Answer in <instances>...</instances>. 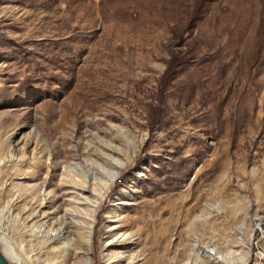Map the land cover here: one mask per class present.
Masks as SVG:
<instances>
[{
    "label": "rangeland",
    "instance_id": "374dc122",
    "mask_svg": "<svg viewBox=\"0 0 264 264\" xmlns=\"http://www.w3.org/2000/svg\"><path fill=\"white\" fill-rule=\"evenodd\" d=\"M196 3L0 0V238L25 264H264V0ZM171 48L193 58L163 78Z\"/></svg>",
    "mask_w": 264,
    "mask_h": 264
},
{
    "label": "trees",
    "instance_id": "16d2710c",
    "mask_svg": "<svg viewBox=\"0 0 264 264\" xmlns=\"http://www.w3.org/2000/svg\"><path fill=\"white\" fill-rule=\"evenodd\" d=\"M200 1L199 3H196V7L194 9V14L190 21H192L194 24L196 20H198V17L200 13L204 10L206 3H208L209 0H198ZM194 24L188 23L185 24L182 29L177 32L178 36L177 38L179 39V42L177 43L178 45H174L176 48H181L184 45L185 38L192 32L194 29ZM183 31L187 32L186 35L183 37ZM176 35V34H175ZM193 58V54L188 51V52H181L180 50L176 51L173 50L172 48L169 49V59L167 62V67L165 69L164 77L168 76H173V75H180L181 70L188 65L190 59Z\"/></svg>",
    "mask_w": 264,
    "mask_h": 264
},
{
    "label": "bare ground",
    "instance_id": "6f19581e",
    "mask_svg": "<svg viewBox=\"0 0 264 264\" xmlns=\"http://www.w3.org/2000/svg\"><path fill=\"white\" fill-rule=\"evenodd\" d=\"M40 216H33V218H32V220L31 221H33V220H35L36 218H39ZM1 244H4L6 247H8L9 249H11V256H9L8 255V253L6 252H4V250H3V248L1 247ZM0 249L2 250V252H3V254L5 255V257L8 259V261L12 264V262H17L18 264H25L22 260H21V258H20V256L16 253V251H14V249H12V247L9 245V243L6 241V240H4L3 238H0Z\"/></svg>",
    "mask_w": 264,
    "mask_h": 264
},
{
    "label": "water",
    "instance_id": "95a60500",
    "mask_svg": "<svg viewBox=\"0 0 264 264\" xmlns=\"http://www.w3.org/2000/svg\"><path fill=\"white\" fill-rule=\"evenodd\" d=\"M0 264H11L0 249Z\"/></svg>",
    "mask_w": 264,
    "mask_h": 264
}]
</instances>
